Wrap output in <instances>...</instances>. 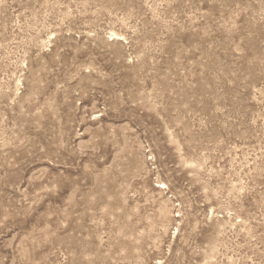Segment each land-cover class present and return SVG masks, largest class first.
I'll return each instance as SVG.
<instances>
[{
    "label": "rangeland",
    "instance_id": "rangeland-1",
    "mask_svg": "<svg viewBox=\"0 0 264 264\" xmlns=\"http://www.w3.org/2000/svg\"><path fill=\"white\" fill-rule=\"evenodd\" d=\"M0 264H264V0H0Z\"/></svg>",
    "mask_w": 264,
    "mask_h": 264
},
{
    "label": "bare ground",
    "instance_id": "bare-ground-1",
    "mask_svg": "<svg viewBox=\"0 0 264 264\" xmlns=\"http://www.w3.org/2000/svg\"><path fill=\"white\" fill-rule=\"evenodd\" d=\"M119 35H120V34H119ZM119 35H117L116 33H113V32L110 31V35H109V36H110V38H111V37H112V38L114 37L115 40L117 39V40L120 42V40H122V39H121L122 37H120ZM50 36H51V35H50ZM114 39H113V40H114ZM122 41H123V40H122ZM160 186H161V185H160ZM162 187H165V186H162ZM165 188L167 189V186H166ZM213 250H214V249H213ZM208 253H209V252H208Z\"/></svg>",
    "mask_w": 264,
    "mask_h": 264
}]
</instances>
